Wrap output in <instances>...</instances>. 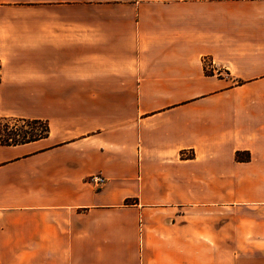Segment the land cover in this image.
<instances>
[{
    "label": "crops",
    "instance_id": "0c3cea01",
    "mask_svg": "<svg viewBox=\"0 0 264 264\" xmlns=\"http://www.w3.org/2000/svg\"><path fill=\"white\" fill-rule=\"evenodd\" d=\"M2 118L0 264H264V0H0Z\"/></svg>",
    "mask_w": 264,
    "mask_h": 264
},
{
    "label": "trees",
    "instance_id": "16d2710c",
    "mask_svg": "<svg viewBox=\"0 0 264 264\" xmlns=\"http://www.w3.org/2000/svg\"><path fill=\"white\" fill-rule=\"evenodd\" d=\"M5 120H12L11 127L9 128L11 132L6 133L5 137L2 138L1 133V122ZM20 122H31L41 126V129L38 130L36 133H33L29 130H20L17 131V127L20 125ZM16 133H15V132ZM47 132V125L39 120H28V119H20V118H2L0 119V143L5 145H12L18 143H24L31 140H35L43 135H46Z\"/></svg>",
    "mask_w": 264,
    "mask_h": 264
},
{
    "label": "rangeland",
    "instance_id": "374dc122",
    "mask_svg": "<svg viewBox=\"0 0 264 264\" xmlns=\"http://www.w3.org/2000/svg\"><path fill=\"white\" fill-rule=\"evenodd\" d=\"M11 123H13L12 120H5V121H2L1 122L2 138L5 137V134L6 133L11 132L10 129H9L11 127ZM40 129H41V126H39L37 124L31 123V122L30 123L29 122H25V123L20 122V125L17 127L16 130L17 131H20V130H29V131H31L33 133H36Z\"/></svg>",
    "mask_w": 264,
    "mask_h": 264
},
{
    "label": "built area",
    "instance_id": "2783aa9c",
    "mask_svg": "<svg viewBox=\"0 0 264 264\" xmlns=\"http://www.w3.org/2000/svg\"><path fill=\"white\" fill-rule=\"evenodd\" d=\"M92 180L96 181L97 183H101L103 181V178L100 175L92 176Z\"/></svg>",
    "mask_w": 264,
    "mask_h": 264
}]
</instances>
